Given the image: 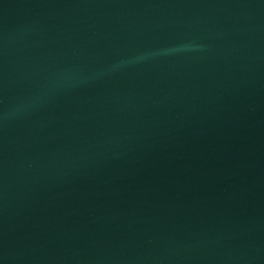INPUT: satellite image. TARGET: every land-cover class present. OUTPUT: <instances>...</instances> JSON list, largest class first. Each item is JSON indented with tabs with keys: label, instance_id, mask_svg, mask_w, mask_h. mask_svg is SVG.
Listing matches in <instances>:
<instances>
[{
	"label": "water",
	"instance_id": "water-1",
	"mask_svg": "<svg viewBox=\"0 0 264 264\" xmlns=\"http://www.w3.org/2000/svg\"><path fill=\"white\" fill-rule=\"evenodd\" d=\"M0 264H264V0H0Z\"/></svg>",
	"mask_w": 264,
	"mask_h": 264
}]
</instances>
